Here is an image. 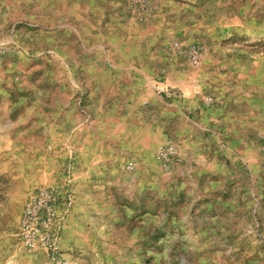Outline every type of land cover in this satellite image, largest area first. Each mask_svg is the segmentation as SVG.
I'll list each match as a JSON object with an SVG mask.
<instances>
[{
  "label": "rangeland",
  "instance_id": "1",
  "mask_svg": "<svg viewBox=\"0 0 264 264\" xmlns=\"http://www.w3.org/2000/svg\"><path fill=\"white\" fill-rule=\"evenodd\" d=\"M0 264H264V0H0Z\"/></svg>",
  "mask_w": 264,
  "mask_h": 264
},
{
  "label": "built area",
  "instance_id": "2",
  "mask_svg": "<svg viewBox=\"0 0 264 264\" xmlns=\"http://www.w3.org/2000/svg\"><path fill=\"white\" fill-rule=\"evenodd\" d=\"M130 11L139 20H143L151 11L153 0H126ZM199 46L190 45L184 49L192 61L199 56ZM165 155L164 152H161ZM73 202L71 190V175L64 174L51 185L40 189L26 204L18 236L23 246L29 250L38 247L54 252L57 249V236L61 227V220Z\"/></svg>",
  "mask_w": 264,
  "mask_h": 264
},
{
  "label": "crops",
  "instance_id": "3",
  "mask_svg": "<svg viewBox=\"0 0 264 264\" xmlns=\"http://www.w3.org/2000/svg\"><path fill=\"white\" fill-rule=\"evenodd\" d=\"M145 27H146V29H145L144 31H142V32H141L140 30L138 31L139 35H142V33H144L146 30H149V29H148V27H149V28H150V27H152V28H153V27H154V25L145 26ZM153 29H154V28H153ZM149 32H150V30H149ZM149 32H147V33H149Z\"/></svg>",
  "mask_w": 264,
  "mask_h": 264
}]
</instances>
